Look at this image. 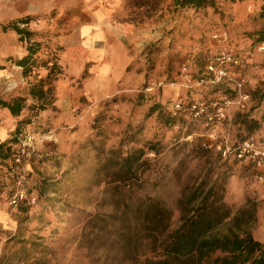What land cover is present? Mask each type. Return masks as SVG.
<instances>
[{
  "label": "rangeland",
  "instance_id": "obj_1",
  "mask_svg": "<svg viewBox=\"0 0 264 264\" xmlns=\"http://www.w3.org/2000/svg\"><path fill=\"white\" fill-rule=\"evenodd\" d=\"M95 1L0 0V101L27 99L19 117L0 107V141L35 104V74L24 78L16 64L28 42L40 43L38 59L55 55L62 73L50 108L0 160V264H140L148 248L119 249L103 222L113 214L109 171L148 142L160 150L147 155L152 173L139 175L149 184L138 194L171 212L169 231L212 190L230 215L211 236L249 232L264 245V168L233 154L250 137L264 148V125L236 144L244 114L264 117V0H213L202 12L177 0H98L108 9L104 36ZM25 17L17 27L30 41L7 29ZM154 105L161 111L148 117Z\"/></svg>",
  "mask_w": 264,
  "mask_h": 264
},
{
  "label": "trees",
  "instance_id": "obj_2",
  "mask_svg": "<svg viewBox=\"0 0 264 264\" xmlns=\"http://www.w3.org/2000/svg\"><path fill=\"white\" fill-rule=\"evenodd\" d=\"M177 3L180 9L200 12L214 6L213 0H177ZM260 16L264 18V9ZM31 20L30 17H25L10 24L7 29L30 41L33 34L17 26L27 25ZM256 42L264 44V31L257 32ZM39 52L40 43L28 42L26 54L16 61L24 78L35 74L36 80L27 88V97L35 104L27 107L31 112L30 117L17 122L12 139L0 141L2 161L11 157L12 150L9 145L18 142L17 135L21 133V127L30 124L33 116L47 110L54 102L53 83L62 74L61 68L55 55L43 60L37 58ZM39 66L45 70L43 76L36 73ZM219 89L222 88L215 87V90ZM260 90L261 101L264 103V82ZM26 100L25 97H16L11 103L0 101V107L6 109L11 116L19 117ZM160 111L161 106L154 105L150 108L148 117L156 112L159 114ZM243 117L240 121L241 131L238 133L239 141L236 144L259 131L264 125V117L263 120L251 119L246 114ZM162 122L171 125L172 119L166 116ZM159 150L156 143L148 142L122 156L109 171V181L106 185L107 193L113 196L110 200L113 214L108 215L110 223L103 222V228L115 234V244L119 249L136 255L138 248L146 246L148 254L140 264H264V245L249 232L223 237L211 236L212 231L230 215L222 198L212 190L198 198L190 214L181 218L176 229L169 231L171 212L159 201L138 194L149 184V181L139 182V175L146 174L150 178L149 174L152 173L153 165L147 155L158 154ZM97 221L99 219L96 216L89 224L97 226ZM215 253L219 255L212 257Z\"/></svg>",
  "mask_w": 264,
  "mask_h": 264
},
{
  "label": "built area",
  "instance_id": "obj_3",
  "mask_svg": "<svg viewBox=\"0 0 264 264\" xmlns=\"http://www.w3.org/2000/svg\"><path fill=\"white\" fill-rule=\"evenodd\" d=\"M259 49L263 50L264 48L261 46ZM228 60L231 61V58L228 57ZM233 62L237 63V61H233ZM209 70L213 71V65L209 66ZM262 71L264 72V68L262 69ZM221 74L223 76H226L224 72H221ZM240 86L241 84H238V87ZM233 154L234 157L238 160L249 161L253 163L256 167L264 168V148L260 142L254 139V137H250L247 140L243 141L240 145H238L233 150ZM263 178L264 177H260L261 180ZM16 201H17V197L12 202L16 203Z\"/></svg>",
  "mask_w": 264,
  "mask_h": 264
},
{
  "label": "crops",
  "instance_id": "obj_4",
  "mask_svg": "<svg viewBox=\"0 0 264 264\" xmlns=\"http://www.w3.org/2000/svg\"><path fill=\"white\" fill-rule=\"evenodd\" d=\"M95 3V4H94ZM94 3H92V4H94V5H92L98 12H99V14L102 16V18H100L99 19V21H98V23H97V25H98V27L96 28V30H95V32H98V34L99 35H101V36H104L105 35V33L106 34H108L109 33V31L106 29V27H105V20H104V18H107L106 16H107V11H108V9L105 7V6H103V5H101V2H98V0H96ZM93 24H95L94 23V21H93ZM95 26V25H94ZM109 26L111 27V24H109ZM96 27V26H95ZM101 28H104V29H106V31L107 32H105L104 33V31H102L101 30ZM104 34V35H103ZM113 34H115V33H113ZM94 35V33L92 34V36ZM91 36V37H92ZM96 36V35H95Z\"/></svg>",
  "mask_w": 264,
  "mask_h": 264
}]
</instances>
